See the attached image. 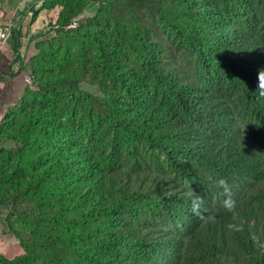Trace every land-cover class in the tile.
I'll return each mask as SVG.
<instances>
[{
	"label": "rangeland",
	"instance_id": "obj_1",
	"mask_svg": "<svg viewBox=\"0 0 264 264\" xmlns=\"http://www.w3.org/2000/svg\"><path fill=\"white\" fill-rule=\"evenodd\" d=\"M205 5L0 0V34L10 31L0 52L18 44L24 55L14 62L29 77L0 122V250L21 249L13 258L0 252V264H95L92 259H101L96 239L120 232L141 234L158 248L155 260L149 256L137 264H264V176L226 174L236 201L229 211L215 172L176 156L192 173L191 179L177 176L162 153L116 130L103 108L144 120L148 111L132 97L145 102L152 96L174 104L172 117L160 116L158 123L168 144L206 155L231 148L264 160V117L243 110L228 89L224 95L204 82L186 40L199 33L197 39H221ZM154 70L193 113L206 106L213 128H190L182 104L155 87ZM193 195L204 203L201 216L189 222L179 207L190 209ZM163 197L171 198L169 211ZM108 211L128 227L117 228Z\"/></svg>",
	"mask_w": 264,
	"mask_h": 264
},
{
	"label": "trees",
	"instance_id": "obj_2",
	"mask_svg": "<svg viewBox=\"0 0 264 264\" xmlns=\"http://www.w3.org/2000/svg\"><path fill=\"white\" fill-rule=\"evenodd\" d=\"M204 1L205 8L211 10L207 13L210 27L219 26L222 36L221 39H203V37L197 39L201 34L199 33L196 37L186 39L196 56L203 81L224 95V89H228L233 95V100L243 110L257 117H264V97L259 96L255 91L256 70L264 66V0H218V4H214L215 0ZM159 19L162 23H166L161 13H159ZM174 30L177 31L176 28ZM13 37L18 42V35L15 34ZM14 52L17 57H20L18 44ZM152 76L155 87L161 88V91L166 92L169 97L172 95L178 104H182L183 114L191 121L190 128L193 123L213 128L208 117L209 109L206 106H202L200 111L193 113V109L188 107L180 93L160 71H152ZM127 95L131 96V93L127 92ZM132 103L140 106L139 109L148 111L147 119L142 120L136 115L128 117L123 109L116 113L106 104L103 108L116 130L137 141H142L151 150L162 153L167 167L177 176L191 179L192 173L186 163L176 157L181 156L189 157L200 165H204L205 168L211 169L219 178H223L230 172H236L251 179L263 178L264 160H250L246 155L239 154L238 150L229 148L225 153L206 155L199 148L191 150L189 146L179 147L168 144L167 137L161 128L163 125L158 123L160 116H165L166 120L172 117L174 104L159 103L152 96H148L147 101L141 102L139 95L132 97ZM233 148H237V145ZM170 200L171 198L167 197L160 200L162 207L168 211L170 207L166 204ZM179 209L189 222L195 219L190 209L184 210L181 207ZM108 212L112 220L117 222L118 225H115L117 228L128 227L122 219L117 217V213ZM99 218L100 215L96 220ZM1 226L3 228L4 223H1ZM119 234V237L111 233L96 239L101 259H92L93 263L137 264L139 260L147 259L148 261L149 256H153L154 260L158 257V248L153 243L147 242L143 235L136 237L128 236L123 232ZM213 250L211 249L212 253Z\"/></svg>",
	"mask_w": 264,
	"mask_h": 264
},
{
	"label": "crops",
	"instance_id": "obj_3",
	"mask_svg": "<svg viewBox=\"0 0 264 264\" xmlns=\"http://www.w3.org/2000/svg\"><path fill=\"white\" fill-rule=\"evenodd\" d=\"M23 55L20 52V57ZM15 59H17V56L14 49L10 46H6L0 52V122L8 110L17 105L29 83L28 74L23 71L26 67L15 63ZM18 248L16 249L12 246L11 250L4 251L1 249L0 252H3L4 255L6 254L5 256L8 258H13L21 253L20 247Z\"/></svg>",
	"mask_w": 264,
	"mask_h": 264
},
{
	"label": "clouds",
	"instance_id": "obj_4",
	"mask_svg": "<svg viewBox=\"0 0 264 264\" xmlns=\"http://www.w3.org/2000/svg\"><path fill=\"white\" fill-rule=\"evenodd\" d=\"M255 91L259 96L264 97V66H260L256 70V88ZM215 183L222 190V194L224 195V199L222 201V206L232 211L236 206V201L231 197V190L227 184V182L223 178H219L215 181ZM204 201L203 198L199 195H193L190 200V210L193 215L201 216V208ZM229 228L234 227L233 225H228Z\"/></svg>",
	"mask_w": 264,
	"mask_h": 264
},
{
	"label": "built area",
	"instance_id": "obj_5",
	"mask_svg": "<svg viewBox=\"0 0 264 264\" xmlns=\"http://www.w3.org/2000/svg\"><path fill=\"white\" fill-rule=\"evenodd\" d=\"M10 38V31L5 30L2 34H0V50L5 46Z\"/></svg>",
	"mask_w": 264,
	"mask_h": 264
}]
</instances>
